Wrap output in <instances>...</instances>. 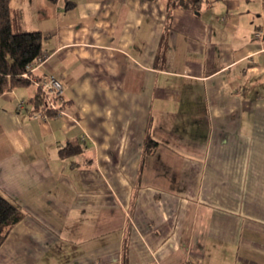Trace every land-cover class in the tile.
Wrapping results in <instances>:
<instances>
[{
    "label": "crops",
    "instance_id": "crops-1",
    "mask_svg": "<svg viewBox=\"0 0 264 264\" xmlns=\"http://www.w3.org/2000/svg\"><path fill=\"white\" fill-rule=\"evenodd\" d=\"M167 2L12 0L65 113L0 95V264H264V0Z\"/></svg>",
    "mask_w": 264,
    "mask_h": 264
},
{
    "label": "trees",
    "instance_id": "trees-1",
    "mask_svg": "<svg viewBox=\"0 0 264 264\" xmlns=\"http://www.w3.org/2000/svg\"><path fill=\"white\" fill-rule=\"evenodd\" d=\"M203 0H168L170 10L175 7L198 10ZM21 11L12 5V0H0V95L7 90L32 82L30 66L43 57V34L41 31L21 29ZM27 73V75H25ZM33 102L40 104L39 90ZM54 113L49 111V114ZM154 141L147 140V152ZM78 144L69 143L63 153H74ZM24 216V210L0 192V246L8 232Z\"/></svg>",
    "mask_w": 264,
    "mask_h": 264
},
{
    "label": "built area",
    "instance_id": "built-area-1",
    "mask_svg": "<svg viewBox=\"0 0 264 264\" xmlns=\"http://www.w3.org/2000/svg\"><path fill=\"white\" fill-rule=\"evenodd\" d=\"M41 60L42 57L38 59V61ZM30 69L33 72L35 66L32 64ZM25 75H27V73ZM33 80L38 83L40 99V104L34 110V115L37 117H47L49 115V111L64 114L65 110L61 105L64 94L62 81L52 73L46 74L43 80H36V78L32 76V81Z\"/></svg>",
    "mask_w": 264,
    "mask_h": 264
}]
</instances>
